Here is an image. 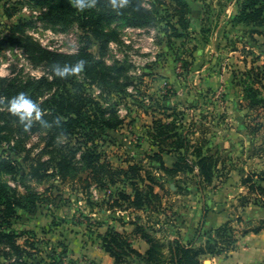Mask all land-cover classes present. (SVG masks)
I'll return each instance as SVG.
<instances>
[{
  "label": "trees",
  "instance_id": "1",
  "mask_svg": "<svg viewBox=\"0 0 264 264\" xmlns=\"http://www.w3.org/2000/svg\"><path fill=\"white\" fill-rule=\"evenodd\" d=\"M25 1L32 6L51 11L54 5L58 4L59 10L56 14L48 13L42 17L54 19L56 22L70 17L72 20H78L80 27L86 32V43L75 54L51 49L25 34L26 26L31 25L32 21L23 19L13 24L8 33L0 37V49L8 45L20 47L34 61L46 63L50 71L49 76L41 78H0V106L8 110L7 113L0 114V147L4 141H11L7 131L21 144L22 135L29 130L32 134H40L46 141V148L53 147L59 154V157H52V160H31L29 154L20 159L16 152L1 147L0 264H45L43 259L39 261L33 258L35 254L32 251H37L36 245L40 243L36 232L17 230L14 226L20 218L19 211L37 213L42 202L41 194L27 186L25 178L30 177L41 182L48 175L52 161L55 162L54 174L62 181L78 179L85 183L84 199L92 207L93 187L104 193L114 187L116 196L106 195L97 205L106 210L121 208L124 202L138 209L161 206L162 196L155 192V186L163 189H166V186L163 177L155 175L157 171L164 173L168 180H175L178 191L185 192L188 189L179 184L182 180L177 179L182 174H194L200 192H205L216 177L220 183L226 180L229 169L221 156L210 150L204 152L208 143L206 136L204 135L198 144H193L192 135L196 127L194 120L189 127H183L186 113L161 104L159 99L155 100L153 108L154 112L159 111L162 117L154 116L153 126L146 133L148 139L159 147L158 153L128 160L126 168L116 167L108 159L103 144H100L103 134L110 136L108 131L123 127L126 120L117 109L118 103L109 104L110 100L106 98L109 105L105 106L101 99L105 95H114L116 98L121 95L130 96L128 89L133 85V81L123 65H108L102 57L98 58L91 51L94 43L92 37L99 43L103 56L109 43L116 39L115 34L106 29L110 23L120 21L129 27L148 28L164 21L166 28L163 32L167 46L173 51L175 62L184 71L189 72L194 64L197 46L190 44L191 7L187 0H152L150 7L146 5L145 0H89V6L83 9L77 6L76 0ZM239 6V13L233 20L234 26L256 29L264 27V0H239ZM159 8L168 13L167 16L159 17ZM7 15L9 18L13 17L9 11ZM249 33L255 40V34L262 32L250 30ZM180 39L182 41L177 44L176 40ZM81 60L84 62L83 66L77 67L66 76H59L53 71V66L57 63L78 66ZM259 60L260 58L254 59L250 65L246 59L243 61L244 68L232 71L234 84L242 92V107L254 112L264 111V95L261 91L264 89V64H258ZM79 74L83 76V80H80ZM86 85L89 86L88 89L99 88L101 96L88 93ZM20 91L27 92L41 107V117L33 116V121L28 127L21 123L9 107L10 98ZM211 93L213 89L207 90L205 94ZM169 97V94H164L160 99L165 101ZM7 116L18 124L19 133L13 134L14 130L6 119ZM248 129L251 135L257 138L264 131V124L259 120L256 125L249 124ZM14 149L12 146V150ZM171 152H177L179 158L173 168H168L162 154ZM254 156L264 158V138L261 143L255 144ZM221 162L224 163L223 167H219ZM80 173L86 174L85 178ZM4 174L11 175L14 179L20 175L18 182L25 188V192L2 180ZM187 182L186 179V186ZM242 185L247 192L232 205V218L209 231L204 230L202 221L194 240L189 243H184L179 238L165 241L158 238L154 230L148 232L136 222L134 235L141 234L150 244L145 254L133 247L134 235L120 233L114 228H109L99 235L102 247L115 259L116 264H204L203 258L206 255L229 254L237 248L241 236L264 230V217L246 220L242 216V211L251 204L264 207V167L250 171L243 179ZM127 187L132 189L131 194L126 191ZM167 192H171V189H167ZM208 212L209 208L205 206L204 218ZM85 220L91 228L93 223L88 217H85ZM202 237L205 239L200 242ZM21 239L23 243H20ZM58 246L62 248V252L58 253L62 263L69 250L61 242Z\"/></svg>",
  "mask_w": 264,
  "mask_h": 264
},
{
  "label": "rangeland",
  "instance_id": "2",
  "mask_svg": "<svg viewBox=\"0 0 264 264\" xmlns=\"http://www.w3.org/2000/svg\"><path fill=\"white\" fill-rule=\"evenodd\" d=\"M151 1L145 0L148 7H150ZM226 2V0H217L215 3L217 7L214 10L211 9V11L214 14L221 15L223 11L221 5H226ZM58 10V4H55L53 11H51L50 9L32 6L25 0H0V37L8 33L10 27L21 19L32 21V24L25 28L26 35L51 49L75 54L85 46L86 39H84V35L86 32L80 27L79 21L72 20L71 17L60 22L42 17L48 13L54 15ZM8 11L13 14V17H8ZM158 12L159 17L168 14L162 9H159ZM127 27L120 21H114L106 26L109 32L115 34L116 39L109 43L103 56L100 52L99 43L93 37L94 43L91 47V51L98 58L102 57L108 65H123L131 76L133 85L128 89L130 96L119 95L120 97L116 98L114 95H105L101 99L105 106L118 103L117 109L120 115L126 118L123 128L127 131L140 127L148 120L145 113L152 110L155 106V100L160 98L159 96L164 94L174 95L178 89L182 90L180 94L192 92L201 97V107L199 109L201 120L212 128L215 118L223 116L228 109H232L230 101L242 95L239 87L234 86L232 81L228 82V79H232V71L244 68L245 63L243 61L246 59L250 65L254 59L258 58H260L258 64H264V27L257 29L244 26L232 27L230 23L220 22L217 17L214 19L209 18L205 23L195 24L192 29L190 44L197 45L202 41L200 45L203 43L209 44L216 50L217 54L213 58L209 54L207 56L205 54L195 55V63L189 72L184 71L179 64L174 63L178 82L176 80L173 85L165 81L166 85L163 80L164 77L158 70L166 68L168 63H171V58L174 60V53L167 46L163 32L166 28L165 22L159 21L154 27L141 28L142 31L140 32L127 30ZM250 30H259L262 33L255 34V40H253L249 33ZM206 39L208 43L205 41ZM176 42L179 44L178 40ZM234 49H238V51H234ZM49 73L46 63L39 60L34 61L20 47L8 45L0 49V78L14 77L25 80L27 78L49 76ZM212 74L213 76L217 75L224 81L222 83L218 82V84L212 82L210 80ZM79 77L80 80H83L81 74H79ZM209 85H212V89H214L213 93L207 95L205 93ZM88 87L86 85L88 93H93L98 97L101 96L99 88L88 89ZM161 90L162 92H160ZM261 91L264 95V89ZM106 98L110 100L109 104L106 103ZM240 106H242V103ZM241 109H243L242 113L247 125H256L259 120L264 124V111L254 112L243 107ZM188 110L190 111L189 108L181 109L186 114L190 113ZM7 111L0 106V114L2 112L7 113ZM6 119L10 121V126L14 130L13 134L19 133L17 131L18 124L13 118L7 116ZM191 122L192 119L188 120L186 126L189 127ZM183 124L185 123L183 122ZM6 133L11 141L10 143L4 141L1 143V147L7 151L16 152V156L20 159L27 154H29L31 160L33 158L52 160V157H59L58 151L53 147L46 148V141L42 139L40 134H32L27 130V133L22 135L23 142L20 144L8 131ZM259 138L260 141L264 138V131H262ZM101 140L99 142L103 144L109 160L118 163L124 162L130 157V154L124 148H120L115 137L103 134ZM251 141L257 144L260 142L253 135ZM12 146L15 147L14 150H12ZM63 151L66 152V150ZM54 163V161L51 162L49 173L41 182L34 178H25V184L41 194L42 202L36 216L28 214L20 216L14 227L17 230L36 228L35 232L40 243L36 245L37 251H32L35 254L33 258L39 261L43 259L45 264H78L71 257L70 252L67 258L60 263L58 253L62 252V248L56 245V242L60 234H68L73 226H82L80 223L85 222V217L88 215V208L83 200L85 183L78 179L62 181L59 176L54 174ZM260 168H263V166ZM82 176L85 178L86 174ZM19 177L20 175L14 179L11 175L4 174L2 180L17 187L21 192H25V188L18 182ZM55 230L57 232L54 234ZM23 242V239H21L20 243Z\"/></svg>",
  "mask_w": 264,
  "mask_h": 264
},
{
  "label": "crops",
  "instance_id": "3",
  "mask_svg": "<svg viewBox=\"0 0 264 264\" xmlns=\"http://www.w3.org/2000/svg\"><path fill=\"white\" fill-rule=\"evenodd\" d=\"M216 1L187 0L191 7V14L189 16L191 30L195 24L205 23L209 18L214 19L215 17L220 22L230 23L234 27L233 20L240 10L239 0H226V5H221L223 8L221 15L214 14L211 11V9L214 10L217 7L215 5ZM208 9L210 10L208 11ZM133 31L140 32L142 29L133 28ZM178 41L180 43L182 40ZM200 42L196 45L195 55L201 56L205 54L207 56L209 54L213 58L217 54L212 46L205 43L200 45ZM195 55L194 63L196 60ZM170 60L171 63H168L166 68H161L158 72L164 77L165 84L169 82L174 85L176 80L178 82L174 64L176 63L175 57L174 60L173 58ZM210 80L216 82V84L224 81L217 75L213 76V74ZM229 81H232V84L235 86L233 76L231 80L228 79ZM209 89H212V85H209L206 90ZM180 91L182 90L178 89L174 95H170L165 101L160 99L162 96H159L160 98L158 99L161 104L169 108H177L178 110L190 109V111L188 110L190 113L186 114L183 121L185 123L183 127H187L186 122L188 120H194L196 127L192 135L193 144H198L199 140L204 135L206 136L208 143L204 148V152L206 153L207 150H210L212 153H218L221 156L225 166L229 169L226 180L220 183L219 178L216 177L213 184L205 192H200L198 190L197 178L194 174H182L177 179L182 180L179 184L188 189L185 192L178 191L175 180H168L164 173L157 171L155 175L159 178L163 177L162 180L166 186V189L158 185L155 186V192L162 196V205L159 207L146 206L142 209L129 206L126 202H124V206L121 208L115 207L112 210L101 208L97 205L103 198H106V194L98 190L97 195H93L92 197V201L94 202L93 207L88 205L86 200L83 199L88 208V215L86 217L93 223L92 227L90 228L85 220V222L80 223L82 226H73L68 234H60L56 242V245L60 242L65 244L71 257L78 264H81V260L84 258L89 260L90 264H116L115 259L102 247L101 239L99 238V235L104 234L109 228H114L123 234L134 235L138 223L139 226H144L148 232L154 230L156 236L165 241L179 238L184 243H189L194 240L202 221L205 231L214 230L222 226L232 218V205L237 203L238 198L247 192L246 188L242 185L243 179L250 171L261 170L262 168L260 167H264V158L254 156V148L257 143L251 141L252 135L242 113L243 109L240 106L243 102L242 95L230 101L232 109H228L223 116L215 118L213 121L214 126L211 128L201 120L199 112L201 97L192 92L180 94ZM145 116L148 120L136 129L132 128V130L127 131L121 127L118 130L108 131L110 137L116 138L120 148H124L130 154V157L124 162L117 163L112 160L114 166L126 168L128 160L141 159L146 154L152 155L160 151L159 147L148 139L146 133L153 126L154 116L160 118L162 114L159 111L154 112V108H152L151 111L145 113ZM256 139L260 141L259 137ZM162 155L164 163L168 168H173L178 162L179 154L177 152L163 153ZM224 163L221 162L219 167H223ZM186 179L188 180L187 186ZM173 184L176 187L175 189L172 188ZM169 188L171 192H167ZM125 189L128 193H132L130 187ZM205 206L209 208V212L204 218ZM19 214L20 216L24 214L30 216L37 215V213L29 214L25 211H19ZM242 216L246 220L263 218L264 207L251 204L242 211ZM138 218L139 220H137ZM97 223L100 225H96ZM28 229L36 231L35 227ZM55 232L57 230L54 231V234ZM204 239L205 237H202L200 242ZM132 244L135 249L143 254L150 248V244L141 234L134 235ZM203 262L204 264H264V230L260 233H249L241 236L234 251L218 256L206 255L203 258Z\"/></svg>",
  "mask_w": 264,
  "mask_h": 264
},
{
  "label": "clouds",
  "instance_id": "4",
  "mask_svg": "<svg viewBox=\"0 0 264 264\" xmlns=\"http://www.w3.org/2000/svg\"><path fill=\"white\" fill-rule=\"evenodd\" d=\"M76 2L77 6L81 9L89 6V0H76ZM83 63L82 60L79 62L78 66L67 64L61 65L57 63L53 66V71L57 75L63 77L75 71L77 67H82ZM9 107L11 111L19 117L21 123H23L25 127L31 125L33 116L37 118L41 117L40 105L24 91H20L10 98Z\"/></svg>",
  "mask_w": 264,
  "mask_h": 264
},
{
  "label": "built area",
  "instance_id": "5",
  "mask_svg": "<svg viewBox=\"0 0 264 264\" xmlns=\"http://www.w3.org/2000/svg\"><path fill=\"white\" fill-rule=\"evenodd\" d=\"M127 30H133V27H129L128 26ZM97 193H98V189L93 187L92 188V194L94 196H96ZM105 194L108 195V196L113 195L115 197L116 196V189L114 187H111V188H109L108 190L105 191ZM81 264H90V261L84 258V259L81 260Z\"/></svg>",
  "mask_w": 264,
  "mask_h": 264
},
{
  "label": "water",
  "instance_id": "6",
  "mask_svg": "<svg viewBox=\"0 0 264 264\" xmlns=\"http://www.w3.org/2000/svg\"><path fill=\"white\" fill-rule=\"evenodd\" d=\"M172 188H173V189H175V188H176L174 184L172 185Z\"/></svg>",
  "mask_w": 264,
  "mask_h": 264
}]
</instances>
